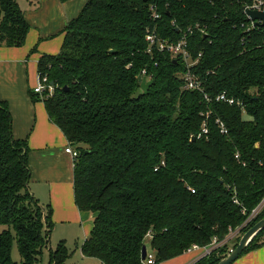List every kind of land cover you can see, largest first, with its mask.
<instances>
[{
	"label": "trees",
	"instance_id": "obj_1",
	"mask_svg": "<svg viewBox=\"0 0 264 264\" xmlns=\"http://www.w3.org/2000/svg\"><path fill=\"white\" fill-rule=\"evenodd\" d=\"M153 1L160 39L175 42L188 27L204 28L187 36L201 90L183 89L180 58L147 52ZM250 3L87 0L67 24L59 52L38 59L37 71L54 88L42 99L48 118L78 153L75 204L93 216L81 245L84 256L104 264H144L148 238L160 262L194 243L223 239L263 197L264 26L247 19L243 9ZM28 30L17 0H0V45L21 46ZM142 70L152 80L145 94L138 81ZM222 92L244 108L215 100ZM204 121L207 132L198 137ZM28 151L25 139L14 138L8 104L0 100V264H16L14 240L20 264H44L51 208L28 189ZM263 217L264 207L240 235ZM237 242L193 264H216ZM263 244L264 229L242 254ZM69 255L60 241L45 264H62Z\"/></svg>",
	"mask_w": 264,
	"mask_h": 264
},
{
	"label": "crops",
	"instance_id": "obj_2",
	"mask_svg": "<svg viewBox=\"0 0 264 264\" xmlns=\"http://www.w3.org/2000/svg\"><path fill=\"white\" fill-rule=\"evenodd\" d=\"M86 2L17 0L29 24L25 41L17 47L0 45V100L8 104L14 138L27 141L28 189L41 206L51 208L48 241L52 236L55 246L43 251L44 264L49 262V250H54L60 241L70 251L62 264H104L81 252V245L92 228L93 216L80 211L74 200L75 159L65 152V147L76 150V146L50 121L41 96L33 92L38 59L43 54L59 52L67 24ZM198 256V251L183 252L154 264H193ZM232 264H264V244L242 254Z\"/></svg>",
	"mask_w": 264,
	"mask_h": 264
},
{
	"label": "built area",
	"instance_id": "obj_3",
	"mask_svg": "<svg viewBox=\"0 0 264 264\" xmlns=\"http://www.w3.org/2000/svg\"><path fill=\"white\" fill-rule=\"evenodd\" d=\"M157 2L153 1L149 4V18L153 22L152 27H148L146 29L145 34V41L147 42V52L152 53L154 50H157L159 52H168L172 57H178L180 58L185 66V70L183 73H181V78L183 80V89L186 90H201V84L198 80L197 76L192 72L191 67L196 63V59H193L191 56V53L188 50V43H187V36L190 35L194 29L199 30L200 32H204L203 27H199L197 24H195L193 27H188L187 30L182 34L181 38L178 41H168V40H162L159 38L157 33V25L156 21L159 19V9H158ZM253 9V10H260L264 11V0H251V3L249 5L244 6V13L245 9ZM246 15V14H245ZM247 17V15H246ZM247 19L250 21L252 26H255L256 24L254 21L250 20L248 17ZM141 75L146 77L145 71L142 70ZM146 80H148L146 78ZM53 85H51L48 82L47 76L40 75L38 72L37 76V83L33 87V92L36 94H39L41 98L43 99L44 96L52 95L53 93ZM205 99L208 100V97L205 95ZM215 100L221 101L224 103H227L228 105H235L240 108H244V104L242 101L235 99L233 97H229L226 95L225 92L219 93L216 95ZM216 122L218 123L220 127V132L226 134L227 129L225 128L224 124L219 120L216 119ZM207 132V125L204 121L201 124L200 133L198 134V137L201 134H204ZM65 152L69 153L74 159L77 156V151L73 149L70 146L65 147ZM235 157H238V154L235 155ZM193 191V190H192ZM237 203V200H233ZM264 207V195L259 201V203L250 211L244 222L241 224V226H238L234 229H230L228 234L221 240L217 239L216 237H213L210 243L207 245H198L196 243L192 244L188 248L184 250V252H191V251H198L199 256L195 259L197 261L200 258L206 257L212 253L215 249L218 247L224 245L225 243H229L228 241L232 239L233 237H237L240 235L242 227L247 226L250 222L254 220V218L258 215V213L261 211V209ZM242 212H245V209H242ZM150 236L149 234L147 235ZM232 248L229 249V251ZM194 261V262H195ZM154 252L148 251L146 248V260L144 264H154Z\"/></svg>",
	"mask_w": 264,
	"mask_h": 264
},
{
	"label": "water",
	"instance_id": "obj_4",
	"mask_svg": "<svg viewBox=\"0 0 264 264\" xmlns=\"http://www.w3.org/2000/svg\"><path fill=\"white\" fill-rule=\"evenodd\" d=\"M245 14L247 17L254 21L256 25L264 26V11L245 9ZM138 81L140 82V89L145 94L152 84V80H146L141 74L138 75ZM53 85V83H50ZM264 229V217L254 223L249 227L239 238L236 246L232 248L222 259H220L216 264H232L236 259H238L245 248L248 246L252 238L260 231ZM141 257L145 259L146 257V246L143 245L141 249Z\"/></svg>",
	"mask_w": 264,
	"mask_h": 264
},
{
	"label": "rangeland",
	"instance_id": "obj_5",
	"mask_svg": "<svg viewBox=\"0 0 264 264\" xmlns=\"http://www.w3.org/2000/svg\"><path fill=\"white\" fill-rule=\"evenodd\" d=\"M51 95H47L46 94V96H44L45 98H49ZM241 236V235H240ZM49 237V236H48ZM238 237L239 236H237V237H233L232 239H230L228 242V246L229 247H232L234 244H235V242H237L238 241ZM145 243H146V247H147V250L148 251H153L152 249H151V247H150V243H149V239L148 238H146V241H145ZM66 245V244H65ZM53 246H55V242L52 240V236H51V238H49V241H48V247H50V248H53ZM71 246H73V245H71ZM48 247H47V249H48ZM66 247L68 248V245H66ZM71 248H73V247H71ZM11 258H12V260L13 261H15L16 262V264H20V254H19V251H18V247H17V243H16V241L14 240L13 241V243H12V248H11ZM44 260H45V256L43 257V262H44Z\"/></svg>",
	"mask_w": 264,
	"mask_h": 264
}]
</instances>
